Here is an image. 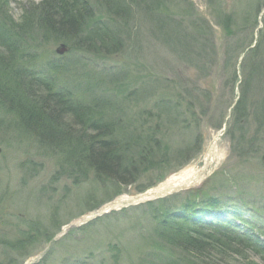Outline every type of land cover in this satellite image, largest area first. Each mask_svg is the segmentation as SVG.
<instances>
[{"label":"rangeland","instance_id":"1","mask_svg":"<svg viewBox=\"0 0 264 264\" xmlns=\"http://www.w3.org/2000/svg\"><path fill=\"white\" fill-rule=\"evenodd\" d=\"M39 1L0 0L11 22L8 26L0 20V24L7 30L18 28L30 5ZM163 2L175 19L188 20L186 13L197 19V37L202 21L206 22L208 35L201 39V43L209 41L206 52L188 40L186 46L168 44L145 15L135 16L129 39L113 40L110 46L124 43L111 47L117 51L103 49L98 55L78 51L73 42L56 41L51 34L27 38L32 47L20 52L22 68L29 67L25 54L58 65L59 71L51 73L60 86L66 90L77 86L83 108L102 109L100 114L111 118L114 136L128 142V148L136 142L144 145L145 138L148 142L146 151L138 149L142 165L137 158L131 165L135 179L124 180L136 182L122 186L106 176L98 180L83 161L74 169L66 156L47 150L22 129L12 105L10 110L0 108V264L178 260V253L168 246L169 230L181 225L177 218L181 210L197 213L206 207L229 224L232 219L224 215L241 216L246 222L231 221L239 232L254 233L264 241V0ZM220 6L233 18L228 32L216 15ZM255 20L261 27L259 36L252 34ZM113 24L115 30L120 27ZM259 40L262 58L256 54L251 63L246 58L243 64L235 59ZM60 46L67 52L57 54ZM256 60L261 65L251 75ZM234 73L238 82L243 77L246 81L240 89L234 87ZM236 101L241 103V115L235 111ZM242 115L247 118L237 122ZM188 170L202 178L179 188L166 184L159 191L168 179ZM169 172L175 173L168 176ZM159 176L161 182L156 181ZM148 186L144 193L163 192L166 203L124 206L88 221L107 206H115L116 200L136 196L137 190ZM118 192L112 201L102 202ZM22 242L21 249L9 251ZM220 247L226 254L213 257L217 264H264V253L258 249Z\"/></svg>","mask_w":264,"mask_h":264},{"label":"trees","instance_id":"2","mask_svg":"<svg viewBox=\"0 0 264 264\" xmlns=\"http://www.w3.org/2000/svg\"><path fill=\"white\" fill-rule=\"evenodd\" d=\"M166 8L163 0H40L37 4H31L29 15L23 16V25L7 30L0 24V108L6 107L10 110L12 105V115L18 120L22 129L46 146L47 150L53 149L58 151L59 155L66 156V159L73 163L71 165L74 169L80 167L83 161L87 163L88 169L94 172L98 180L106 176L107 179L122 186L135 183V180L129 182L124 180L136 176V170L131 165L135 158L139 165H142L140 158L143 154L140 150L146 151L144 145L148 139L145 138L144 145L136 142L128 148V142L114 136L115 127L113 128L110 124L111 118L108 119L100 114L102 109L100 112H93L88 107L83 108V100L78 99L80 93H77L79 92L77 86L72 90H66L60 86L57 80L59 78L53 76L55 71H59L58 65L47 60L37 62L35 54H25L27 58L25 61L29 62L27 64L29 67L22 68L18 64L21 59L19 56L20 52L25 53L29 47H32L27 43V38L32 39L36 33H42L45 36L51 34L56 41L73 42L78 51L92 52L97 55L103 49L117 51V48L111 47H119L124 43L110 45H114L113 40L118 36L129 39L127 32L132 31L133 19L136 15L141 17L145 15L168 44L183 43L186 46L185 41L188 40L190 44H197L203 52H206L209 41L201 43V39L207 36L209 31L206 22L199 21V23L202 21V25L197 30L199 35L197 37L195 32L197 19L186 13L184 17L186 16L188 20H184L183 17L182 20H177ZM226 12L221 6L216 12L224 32L230 31L233 26L232 15ZM0 20L5 21L8 26L11 23L3 8H0ZM131 20L132 25H130ZM113 23L120 26L117 29L119 32L115 30ZM256 26L257 20H255L252 34ZM22 27H25L24 30L21 29ZM259 44L260 40L243 59L247 58L251 63L256 54L258 58H262V53L258 54L260 49L257 51ZM238 58L239 55L235 59ZM257 60L252 64L251 75L261 65ZM243 61H241L242 64ZM233 77L235 87L237 83L235 73ZM245 83L243 77L237 89ZM240 105L241 103L236 101L234 107L239 115L242 114ZM245 118L247 116L242 115L237 122ZM136 144L138 148L134 147ZM161 177L159 176L156 181L160 182L163 179ZM150 186L136 192H143ZM119 193L102 202L112 199ZM167 199L146 205L151 206L157 202L164 204ZM210 209L211 207H206L197 213H189L188 210L180 211L177 218L181 225L168 232L170 237L168 246L178 253L179 258L167 260L166 264H217L213 257L226 254L223 247H220L223 245H236L237 248L244 250L258 249V252L264 253V241L258 239L254 233L243 235L239 232L240 227L226 223L220 216L213 215ZM231 216L228 215L227 218ZM193 222L195 224H192ZM205 222H207L206 225ZM216 222L220 224L213 227L212 225ZM195 225L199 229L192 228ZM22 244L23 242L18 246H11L9 251L21 249L19 247Z\"/></svg>","mask_w":264,"mask_h":264},{"label":"bare ground","instance_id":"3","mask_svg":"<svg viewBox=\"0 0 264 264\" xmlns=\"http://www.w3.org/2000/svg\"><path fill=\"white\" fill-rule=\"evenodd\" d=\"M214 141H216V139H214ZM214 146H215V143L213 144V150L210 152H207V159H205V163H206V165H205V168L204 169H206L207 168V166L209 165V161H210V158L212 157V155H213V151L215 150L214 149ZM264 155V154H263ZM262 155V156H263ZM203 169V170H204ZM200 178H202L201 177V174L199 175V174H197V173H194L193 171H191V170H188V171H184V172H182V173H180L178 176H173L171 179H168L167 180V182L164 184V185H168V188H170V187H180L181 185H184V186H187V185H189L191 182H193V181H195L196 179L198 180V179H200ZM194 183V182H193ZM163 185V186H164ZM191 185V184H190ZM167 188V189H168ZM160 190H163L162 189V186L159 188V191ZM148 195V194H147ZM150 195H153V194H151L150 193ZM149 196V195H148ZM131 200L130 199H128V197H123V198H121V199H119L118 201H116V203H115V205H120L121 203H123V204H126V203H129ZM226 216H228V214L226 215ZM233 217H229V218H231V219H234V220H240V221H245L241 216L239 217V215H237V214H233L232 215ZM234 227H238V226H236V223L235 222H231V221H229ZM207 224V222H205V225ZM220 224V222L218 223V222H216V223H214L212 226L213 227H216L217 225H219ZM206 226H204V228H205Z\"/></svg>","mask_w":264,"mask_h":264},{"label":"water","instance_id":"4","mask_svg":"<svg viewBox=\"0 0 264 264\" xmlns=\"http://www.w3.org/2000/svg\"><path fill=\"white\" fill-rule=\"evenodd\" d=\"M67 49L65 46H60L57 50H56V53L61 55L63 54L64 52H66ZM261 162L264 163V155L261 157ZM153 196H162V193H155ZM148 195L147 194H144V196H141V197H135V199H144V198H147ZM71 226H76V223H73Z\"/></svg>","mask_w":264,"mask_h":264}]
</instances>
